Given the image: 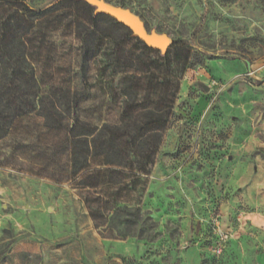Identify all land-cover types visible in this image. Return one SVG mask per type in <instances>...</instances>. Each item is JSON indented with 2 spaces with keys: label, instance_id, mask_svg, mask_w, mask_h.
Returning <instances> with one entry per match:
<instances>
[{
  "label": "rangeland",
  "instance_id": "374dc122",
  "mask_svg": "<svg viewBox=\"0 0 264 264\" xmlns=\"http://www.w3.org/2000/svg\"><path fill=\"white\" fill-rule=\"evenodd\" d=\"M105 1L189 51L154 164L109 194L78 189L67 174L69 117L58 130L36 115L20 119L0 145V252L14 240L0 264H264V0ZM78 2L31 36L39 88L69 94L82 121L119 125L131 103L124 71L132 61L155 68L158 51L111 18L90 23L94 8ZM85 52L95 56L83 75ZM112 200L130 211L104 213L95 228L88 206Z\"/></svg>",
  "mask_w": 264,
  "mask_h": 264
},
{
  "label": "trees",
  "instance_id": "16d2710c",
  "mask_svg": "<svg viewBox=\"0 0 264 264\" xmlns=\"http://www.w3.org/2000/svg\"><path fill=\"white\" fill-rule=\"evenodd\" d=\"M71 3L79 2L55 0L47 5L31 7L26 0H0V145L8 138L12 139L16 123L26 116H38L46 130L63 128L65 117H69L67 174L70 179L78 178V189L95 192L104 187V193L109 194L113 185L127 180L136 182L138 177L135 172L142 175L150 172L179 92L180 81L189 65V51L180 47L179 41H172L173 49H168L163 56L157 53L155 68L150 61H132L128 65L131 70L124 73H130L125 78L131 81V86L124 95L129 96L131 103L124 110V118L119 125L103 123L98 126L82 121L76 115V100L71 101L69 94L51 87L40 90L28 50V43L37 27L47 23L56 12ZM102 18L109 17L94 15L89 22ZM72 25L77 31L82 22L78 20ZM79 38L85 42V37ZM97 40L100 49L103 37ZM144 49L152 51L145 45ZM93 56L95 54L88 56L86 52L80 55L83 75ZM141 81H146V85L141 86ZM142 89L147 98L139 102L138 93ZM155 94L158 97L156 102L150 98ZM98 166L127 169L129 173L115 170L102 172L96 169ZM114 175L120 178L113 179ZM103 176L108 179L102 182L101 179H105ZM88 208L95 228L104 225L105 220L98 221L104 213L107 216L111 212L118 215L130 211L125 202L117 200L97 207L89 205ZM13 243L14 240H11L7 249L0 252V258L8 253Z\"/></svg>",
  "mask_w": 264,
  "mask_h": 264
},
{
  "label": "water",
  "instance_id": "95a60500",
  "mask_svg": "<svg viewBox=\"0 0 264 264\" xmlns=\"http://www.w3.org/2000/svg\"><path fill=\"white\" fill-rule=\"evenodd\" d=\"M59 1V0H57ZM88 4L94 8V15H105L118 24L122 25L131 32L133 38L141 41L146 47L158 51L160 55H165L169 45L171 44L170 38L155 30L147 31L143 22L138 16L133 14L128 9L120 6H114L107 3L105 0H75Z\"/></svg>",
  "mask_w": 264,
  "mask_h": 264
},
{
  "label": "crops",
  "instance_id": "0c3cea01",
  "mask_svg": "<svg viewBox=\"0 0 264 264\" xmlns=\"http://www.w3.org/2000/svg\"><path fill=\"white\" fill-rule=\"evenodd\" d=\"M1 187V186H0ZM5 192V189H2V188H0V193L2 194V193H4ZM10 238H12L11 236H9V238L8 239H6V241H8Z\"/></svg>",
  "mask_w": 264,
  "mask_h": 264
}]
</instances>
